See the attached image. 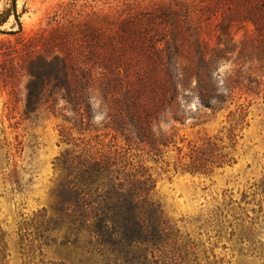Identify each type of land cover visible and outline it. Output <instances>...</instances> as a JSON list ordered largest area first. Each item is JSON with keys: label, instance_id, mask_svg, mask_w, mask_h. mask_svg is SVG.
<instances>
[{"label": "rangeland", "instance_id": "374dc122", "mask_svg": "<svg viewBox=\"0 0 264 264\" xmlns=\"http://www.w3.org/2000/svg\"><path fill=\"white\" fill-rule=\"evenodd\" d=\"M13 1L18 20L10 15L0 26V264L66 263L38 214L48 216L53 204L54 158L84 145L141 163L151 174L170 235L147 263L264 264V82L245 90L247 78H256L258 64L245 55L256 53L248 46L252 20L264 27V0H0V12ZM200 39L208 49L229 51L210 67L213 93L237 85L214 110L200 105L194 90L195 74L203 73L195 52ZM164 41L178 43L171 64L183 107L175 110L180 122L167 119L162 129L181 151L169 146L155 161L136 145L127 150L108 127L103 74L109 78L120 65L133 79L157 62L151 47ZM62 61L84 72L82 97L91 104L84 131L73 126L65 91L48 79L40 100L27 106L28 91L40 90L32 73L51 63L62 71ZM206 139L233 161L204 174L182 171L185 154Z\"/></svg>", "mask_w": 264, "mask_h": 264}, {"label": "trees", "instance_id": "16d2710c", "mask_svg": "<svg viewBox=\"0 0 264 264\" xmlns=\"http://www.w3.org/2000/svg\"><path fill=\"white\" fill-rule=\"evenodd\" d=\"M10 15L18 20L14 1L10 8L0 12V26ZM252 22L255 37L249 40L248 47L256 53L245 57L254 59L258 65L253 67L256 78H247L249 84L245 90L250 91H253L250 83L258 84L259 79L264 82V27L257 21ZM223 30L227 34L226 29ZM203 42L200 39L195 48L198 67L203 73L195 74L194 90L200 105L214 110L231 100L230 95L237 85H224L221 91L213 93L210 67L221 59L225 60L229 51L208 49ZM177 44L164 41L161 49L151 47L150 53L157 62L148 69L134 71L133 79L120 65L114 67L109 78L100 73L107 82L102 98L109 108L106 114L108 127L124 138L127 150L136 145L155 161L166 153L169 146L178 153L181 151L175 146L173 134L162 129L167 119L180 122L175 110L181 111L183 107L178 92L181 83L175 85L171 64L172 55L178 56L180 52ZM62 65V71L51 63L32 73L40 81V90L37 93L28 91L27 106L33 104V97L36 98L34 103L40 100L43 81L48 79V84L53 82L56 89L65 91L60 95L75 115L73 126L84 131L89 126L88 115L84 113L91 109V104L82 97V90L87 89L83 83L84 72L65 61ZM99 68L110 70L102 65ZM205 86L210 88L209 93ZM60 134L65 136L63 131ZM84 146L80 150L66 149L54 158L57 175L52 192L53 204L48 209V216L45 210L38 214L49 233L47 239L65 253L63 258L67 256L66 263L62 261L60 264H156L153 260L147 263V256L154 257L157 242L170 233L164 231L168 220L160 203L153 197L155 184L151 174L141 163L135 166L129 161L122 163L114 152ZM218 149L209 139L200 147L192 146L185 154L187 162L179 163L180 169L204 174L213 164L217 167L229 165L233 161L229 152L218 153ZM53 235L59 239L58 244ZM2 249L0 245V257Z\"/></svg>", "mask_w": 264, "mask_h": 264}]
</instances>
